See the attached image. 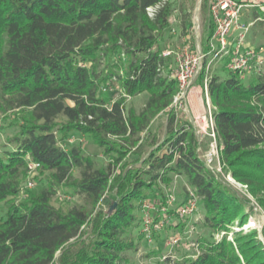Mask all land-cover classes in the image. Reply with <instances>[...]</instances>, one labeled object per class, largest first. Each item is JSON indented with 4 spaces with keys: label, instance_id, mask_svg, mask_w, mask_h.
<instances>
[{
    "label": "trees",
    "instance_id": "obj_1",
    "mask_svg": "<svg viewBox=\"0 0 264 264\" xmlns=\"http://www.w3.org/2000/svg\"><path fill=\"white\" fill-rule=\"evenodd\" d=\"M173 5L0 0V113L16 111L17 119L0 150V264H54L57 251L58 264H142L133 257L145 239L141 202L155 196V185L169 187L174 176L195 192L208 232L195 237L192 256L176 258L157 245L144 253L157 256L147 264H264L254 228L228 238L230 226L244 223L248 214L199 157L191 124L177 126L170 115L165 139L140 161L142 133L180 90L166 66L170 58L161 54ZM150 6H156L153 15ZM251 7V21L264 33V12ZM208 21L206 51L214 30ZM230 52H221L215 66L204 59L199 82L204 86L206 79L219 160L264 212V70L245 78L247 73L229 68ZM112 80L120 90L115 97L106 93ZM142 92L147 97L139 110L127 106ZM74 134L85 135L99 153L69 141ZM131 153V166L141 163L126 169ZM32 161L39 163L37 178L31 177L36 187L17 200ZM111 180L116 192L106 201L116 202L113 212L94 211ZM59 190L79 200L55 206ZM184 219L175 227H185ZM74 246L73 257L65 255Z\"/></svg>",
    "mask_w": 264,
    "mask_h": 264
},
{
    "label": "rangeland",
    "instance_id": "obj_2",
    "mask_svg": "<svg viewBox=\"0 0 264 264\" xmlns=\"http://www.w3.org/2000/svg\"><path fill=\"white\" fill-rule=\"evenodd\" d=\"M244 1V0H239ZM173 2V9L171 13V31L168 35H166L162 43L165 45L163 49L172 50L174 52V61L175 63L172 64V60H169L168 64H172L173 68L171 70V74L175 77H177L178 82H181V74L184 72L185 68V53L186 49L188 48L190 52H193L195 50L201 51V53H205L204 59H208V62H211L213 60L214 66L219 64L223 58L224 55L220 56L221 52H218L217 55H214L215 53H207L206 52V45L204 46L205 37L207 35L208 30V24H209V11H208V0H172ZM247 3H253L254 0H247ZM257 5V4H256ZM255 7L261 8L257 5ZM205 6V7H204ZM251 8L254 7H243L241 10V19L244 22H248L252 20L251 16ZM264 12V11H263ZM264 28V27H263ZM262 26L257 23L250 26L248 32L245 34V41L248 42V44H252L253 46H259L262 47V50L264 51V33L262 31ZM233 34V33H232ZM188 46V47H187ZM247 46V44H245ZM226 55V54H225ZM204 62V61H203ZM212 62V63H213ZM167 64V65H168ZM166 65V66H167ZM168 68V66H167ZM264 70V66L262 67ZM201 72V70H200ZM199 72V74H200ZM199 74L196 81L192 84V88L190 92L188 91L186 98L182 99L181 102H178L176 105L173 104L172 107H168L166 110L160 112L150 123V125L147 127V130L142 133V142L143 144H140V147H142L143 150L139 151L142 155L146 154L149 149H151L157 141H159V144L162 143V139L165 137V133L167 130V120L170 115H174V118L177 119V126L182 124L183 122H186L188 124H191L190 126L194 130L195 124L193 122V117L206 111V127L203 131L202 138L199 140V150H197V153L199 157H202V153L206 155V157L211 158V165H219V171L217 173V176L221 178L224 182H226L232 190L237 194H235L236 198L238 199L240 205H242L244 211L248 214L249 217H257L260 221L259 227H254L255 231L257 232V238L259 241L264 245V220L263 216L264 212L255 200L246 190V188L236 182L232 176H230V173L226 172L225 168L223 167L220 160L216 157V153L218 152V145L215 136L212 133L211 130V119H210V102H208V97L206 99V90L204 86H202L199 82ZM249 74H245L244 77L247 78ZM119 85L116 80H112L111 83L108 85V88L106 89V93L108 95H111L112 97H115L119 93ZM147 94L146 92H142L136 96H133L132 98L127 99V106H132L136 110H139L141 106L143 105L144 100L146 99ZM173 102V101H172ZM3 114L0 113V150H2L4 143L6 142V137L11 134L12 131V124L16 123V111H9V116L2 117ZM11 124V125H8ZM16 125V124H15ZM152 136L153 139H152ZM85 135L81 134H74L71 136L73 142L80 143L86 153L93 154V153H99V150L96 148L95 144L93 142H90ZM197 139V138H196ZM153 140V142H152ZM198 141V140H197ZM216 153H215V152ZM134 153H131L128 156V163L127 168L138 166L141 162H137L131 166V158L134 157ZM95 157V156H94ZM97 159L101 160L99 156H96ZM125 170V169H124ZM124 170L122 172H124ZM118 173V170H116ZM120 173V172H119ZM75 175H78V173L75 171ZM30 174L26 171L25 175L23 176V179L21 181V188L19 191V195L16 198L17 200H22L28 191L32 190L35 185L32 187H27V179L30 178ZM38 176V170H36L32 174V178L36 179ZM227 177H230L234 183H231L227 180ZM186 181L183 177L174 176L173 177V183L167 187L164 185H161L160 188H158L156 185L153 187L155 190H157V193H155V196L150 195L148 197L150 202H153L157 205V201L165 200V197L162 198L163 193H172L174 196V204H166V202H163V207L165 208V220L167 221L162 229L161 233L158 234L157 238H153V242L151 244H147L145 239L141 240L140 246L138 251L133 254V257L138 260L142 264H147L150 262L156 261L157 256H143L144 253H148L150 249H154L159 245V247L162 249V252H171L173 253L174 257L180 258L182 257H190L197 251V245H195V237L198 235H206L208 232V229L202 225L201 223V217L202 212L200 210V207L197 204V210L185 217L186 225L183 228L175 227L176 222L180 219L177 216L176 213V206L177 203L183 202V200L186 197L187 194V186ZM115 183L111 180L108 184L107 189L104 192V196L98 202L95 206V210H100L103 213H106V211L109 209V206L111 205V202L113 201V198L107 202L108 197H114L116 192ZM164 194V195H165ZM105 199V200H104ZM78 197H67L64 196L63 190H59V192L56 194V196L53 198L52 203L55 206H64L67 204L72 203L73 201H78ZM143 202V201H142ZM142 202L141 206L142 207ZM159 209L160 205L158 204V208L152 211H149V215L155 220V216H159ZM142 210V208H141ZM92 213V218L93 214ZM155 211L158 213L156 214ZM141 214L144 215V210L140 211ZM148 213V212H147ZM141 215V217H142ZM158 219V217L156 218ZM92 221V220H91ZM91 221L88 223L87 226L84 227L82 233L86 231L90 225ZM154 223V222H153ZM153 223L150 225L151 231L153 230ZM239 223H233V225L230 226V231L228 234V238H233V234H236L237 232H240L238 229ZM141 225V226H140ZM142 227V218L139 224V229ZM154 231V230H153ZM152 231V232H153ZM173 235H178V237H181L177 243H174L173 245L169 244V240ZM163 236V237H162ZM218 235L216 234V237ZM78 250L77 246L72 247L71 249L66 251L65 255H68L69 257H73V252ZM60 251H57L55 255V261L54 264H58L56 262L58 253ZM160 254V253H159Z\"/></svg>",
    "mask_w": 264,
    "mask_h": 264
},
{
    "label": "built area",
    "instance_id": "obj_3",
    "mask_svg": "<svg viewBox=\"0 0 264 264\" xmlns=\"http://www.w3.org/2000/svg\"><path fill=\"white\" fill-rule=\"evenodd\" d=\"M247 0L239 1V0H208V11L209 17L214 25V30L212 32L211 37L207 41V45L209 50L206 51L207 53H215L216 55L218 52L228 53L229 48L231 49L230 52V63L229 68L233 69L234 71H239L242 73H250L252 71L258 70L259 68L264 66V51L262 47H256L253 45L248 44L245 41V34L248 32L251 25H253L254 21L244 22L241 19V10L243 7H251L255 6L256 4L264 11V0H254L253 3H247ZM256 5V6H257ZM156 6L147 7V11L149 15H153L155 12ZM233 33V34H232ZM247 44V46H245ZM162 56L168 57L172 60V64L175 63L174 61V52L172 50L163 49L161 51ZM205 53H202V59L204 61ZM201 59V66L199 69L203 67V62ZM172 64H168V68L171 70L173 68ZM183 74V73H182ZM182 74L180 76H182ZM172 75V74H171ZM173 76V75H172ZM175 77V76H174ZM177 78V77H176ZM181 84L182 80L179 83V92L174 96L175 97L181 91ZM204 88L206 90V99H207V84L206 79L204 81ZM209 102V98L207 99ZM210 119H211V130L213 135V122H212V115L210 111ZM72 141V139H69ZM218 148V147H217ZM215 152V151H214ZM216 153V152H215ZM216 157L219 159L218 152L216 153ZM206 162L204 161L205 165L208 167L211 165V158L206 157ZM27 172L32 176V174L38 169L39 163L32 161L27 166ZM27 179L26 186L32 187L34 182L31 179ZM177 177V176H176ZM187 186V194L183 202L177 203L176 206V213L177 216L181 219H184L186 216L194 213L197 210V196L195 192L186 184ZM245 187V185H243ZM174 196L172 193L165 194V200L157 201V205L150 201H143L142 202V210H144V215H142V227L141 231L144 234V238L148 244L153 242L152 231H160L163 225L167 222L165 220V208L163 207V202L166 204H174ZM158 204L160 205L159 213L160 216L158 219H153L149 215V211L158 208ZM148 212V213H147ZM262 221L264 220V215ZM154 222V223H153ZM153 223V230L151 231L150 225ZM260 221L257 217H249L244 223L238 224L237 230L247 231L254 227H259ZM181 237L178 235H173L169 240V244L173 245L177 243Z\"/></svg>",
    "mask_w": 264,
    "mask_h": 264
},
{
    "label": "bare ground",
    "instance_id": "obj_4",
    "mask_svg": "<svg viewBox=\"0 0 264 264\" xmlns=\"http://www.w3.org/2000/svg\"><path fill=\"white\" fill-rule=\"evenodd\" d=\"M188 47V46H187ZM201 59H202V53L199 50H195L193 52H190L189 49H186L185 53V68L184 72L181 76L182 84H181V91L180 93L175 97V100L173 102L174 105H176L178 102H181L182 99L186 98V95L188 91L190 92L192 88V84L196 81L199 74V69L201 66ZM206 111L196 115L193 117V122L195 124L194 127V134L197 138L198 147L197 150H199V140L202 138L203 131L206 127ZM201 159L206 162V155L204 152L202 153ZM209 169L213 170L214 172L218 173L219 171V165H209ZM227 180L231 183H234V181L227 177ZM115 207V201L111 202V205L109 206L108 210L113 211ZM259 220V219H258Z\"/></svg>",
    "mask_w": 264,
    "mask_h": 264
},
{
    "label": "water",
    "instance_id": "obj_5",
    "mask_svg": "<svg viewBox=\"0 0 264 264\" xmlns=\"http://www.w3.org/2000/svg\"><path fill=\"white\" fill-rule=\"evenodd\" d=\"M206 40H207V38H206ZM202 62H203V59H202ZM201 69H202V68H201ZM173 102H174V101H173ZM173 102L171 103L170 107L173 106ZM165 137H166V135H165ZM165 137H164L163 139H165ZM163 139H162V140H163ZM158 144H159V141H157V142L155 143V145H154L152 148H156ZM152 148H151V149H152ZM151 149H149V151H148L146 154L142 155L140 161H142V160L146 157V155L150 152ZM230 176H231V174H230ZM115 204H116V202H115ZM112 212H113V211H111V210H107V211H106V214H107V215H110Z\"/></svg>",
    "mask_w": 264,
    "mask_h": 264
}]
</instances>
